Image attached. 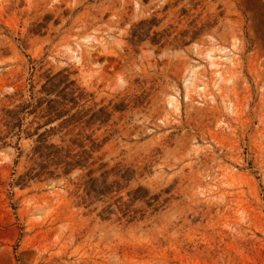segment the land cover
Instances as JSON below:
<instances>
[{
    "label": "rangeland",
    "instance_id": "rangeland-1",
    "mask_svg": "<svg viewBox=\"0 0 264 264\" xmlns=\"http://www.w3.org/2000/svg\"><path fill=\"white\" fill-rule=\"evenodd\" d=\"M0 264H264V0H0Z\"/></svg>",
    "mask_w": 264,
    "mask_h": 264
}]
</instances>
